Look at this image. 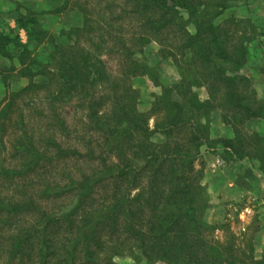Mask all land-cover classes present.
<instances>
[{
	"label": "trees",
	"instance_id": "1",
	"mask_svg": "<svg viewBox=\"0 0 264 264\" xmlns=\"http://www.w3.org/2000/svg\"><path fill=\"white\" fill-rule=\"evenodd\" d=\"M239 1L75 0L85 15L75 41L57 42L27 16L17 24L28 43L0 31V52H18L29 78L0 100V264H264L225 222L201 218L210 203L197 199L204 151L252 159L242 126L264 118L247 72L253 56L237 32L246 21H220ZM153 39L180 82L161 85L151 60L136 58ZM145 74L163 88L147 111L132 84ZM218 110L233 139L212 135ZM253 134L263 154L264 136Z\"/></svg>",
	"mask_w": 264,
	"mask_h": 264
},
{
	"label": "rangeland",
	"instance_id": "2",
	"mask_svg": "<svg viewBox=\"0 0 264 264\" xmlns=\"http://www.w3.org/2000/svg\"><path fill=\"white\" fill-rule=\"evenodd\" d=\"M74 1L0 0V31L9 34L11 37L20 36L19 28L10 29V26L16 24L19 18L27 16L28 18L36 19L38 26L45 27L44 29H47L50 36L54 37L57 42L75 41L76 38H79V33H74V28L83 26L85 15L83 11L78 9ZM81 1L83 5L86 3L84 0ZM95 6L99 7L95 10H101V4H95ZM9 9L10 11L8 12L7 10ZM6 13L9 15H6ZM230 17H235L243 22L246 21L244 25L245 29L237 32L239 35H243V41H248L247 46L250 53H252L253 63H264V32L261 31V29H264V20L261 19V17H264V0H240L228 9L220 21H224ZM135 25L137 24L134 23ZM90 48H92V45ZM145 49L144 52L138 53L135 56L142 61L147 58L151 60L154 67L161 73L159 79L161 85L180 82L181 75L177 65L171 59L163 60V57L158 54L160 45L155 39ZM6 52L10 55L8 58L6 54L4 55L3 52H0V79L2 81L0 84V97L2 98L0 100L9 93V90H17L29 82L28 77L17 75V65L19 64L16 56L18 52H15V50H6ZM6 52L4 51V53ZM38 53L39 58L46 61L48 49L38 47ZM151 54L153 56H150ZM105 60L111 69L114 66L113 58L106 56ZM256 70H258L257 67H248V75L251 77L255 76L257 74ZM35 79L39 82L46 81L43 76H37ZM254 82L257 88L256 81ZM160 83L158 84L149 74L140 75L132 79L133 86L139 92V106L141 110H149L155 97L162 92L163 88ZM200 94L203 99L206 98L207 90L205 88L200 89ZM258 96L264 103V96L260 93H258ZM213 118L212 135L216 139L221 137L233 139L234 130L232 126L222 121L220 110L214 112ZM78 120H80V116L76 117L74 114L72 121ZM251 122H246L242 126V130L245 135L244 142H246V146L243 149L253 153L257 148L256 152L253 153V160L248 159L246 161H252L243 164L246 162L245 160L237 156L236 160L232 159L224 152V148H219L214 152L210 148L205 150L202 158L196 162V169H203L204 173V177H202L201 183H199L201 189L198 192L199 196L197 199L201 201L206 200L210 203L208 210L201 213V218L210 224L225 222L222 225L226 228L230 227V231L236 233L238 247H242L245 251L250 252L252 248L250 245L253 244L255 257L261 259L264 256V182L262 181L261 184L260 175L264 172V159L261 158L264 156V152L262 154L260 147L258 149V145L252 141L251 135L257 132L264 136V122L261 126L263 132L260 128H258L260 130L254 128ZM229 134L232 136L227 137ZM210 150L211 152H209ZM88 162L83 161L81 162L82 165L81 163L79 165L88 169L90 167ZM76 163L77 161L73 160L69 164L70 168L73 167V172L77 171L76 168L78 166ZM52 175H55V179L57 180L61 179L58 171ZM64 198L63 196L61 199ZM227 233L228 231L219 229L215 235L224 240ZM114 261L115 264H143L136 263L132 257H117Z\"/></svg>",
	"mask_w": 264,
	"mask_h": 264
},
{
	"label": "crops",
	"instance_id": "3",
	"mask_svg": "<svg viewBox=\"0 0 264 264\" xmlns=\"http://www.w3.org/2000/svg\"><path fill=\"white\" fill-rule=\"evenodd\" d=\"M8 12L10 11V9L9 10H7ZM6 15H9L8 13H6ZM15 22V21H14ZM13 28H19V30H20V37H21V39H22V41H23V43H28V41H29V39H28V35H27V32L25 31V29L23 28V27H20V26H18V24L16 23V24H12L11 26H10V29H13ZM45 28V27H44ZM47 30V29H46ZM17 59V58H16ZM17 61H18V59H17ZM16 61V62H17ZM18 64L19 65H17V69H18V73H17V75L18 76H21V74H20V72H19V70L21 69V65H20V63H19V61H18ZM264 63H255L254 64V67H257L258 68V70H256V72H257V74L255 75V76H253V79H254V81H256V84H257V91H258V93H260L262 96H264V65H263ZM1 79H0V84H1ZM2 97H0V99H1ZM263 122H264V120H262V118L261 119H257V120H255V121H252L251 123H253V127L254 128H256V129H258V128H260L261 130L263 129L261 126H262V124H263ZM260 129H258V130H260ZM262 132H263V130H262ZM263 134H264V132H263ZM232 135H227V137H231ZM226 137V136H225ZM214 151H217V150H213L212 152H214ZM209 152H211V150L209 151ZM231 158L232 159H234V160H236V155L234 154V155H231ZM243 160H248V159H251L250 157H248V158H242ZM242 159H240V160H242ZM253 160V159H252ZM252 160H249V161H246V162H244L243 164H247V163H250ZM230 163H232L231 161H230ZM261 170V169H260ZM262 171V170H261ZM263 172V171H262ZM264 172H263V174L262 175H260L261 176V179H260V181H261V184H262V181L264 182Z\"/></svg>",
	"mask_w": 264,
	"mask_h": 264
}]
</instances>
